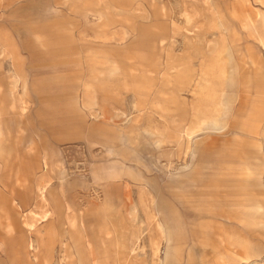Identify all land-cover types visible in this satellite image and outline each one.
Segmentation results:
<instances>
[{
    "label": "rangeland",
    "instance_id": "374dc122",
    "mask_svg": "<svg viewBox=\"0 0 264 264\" xmlns=\"http://www.w3.org/2000/svg\"><path fill=\"white\" fill-rule=\"evenodd\" d=\"M112 217L264 263V0H0V264H120Z\"/></svg>",
    "mask_w": 264,
    "mask_h": 264
},
{
    "label": "bare ground",
    "instance_id": "6f19581e",
    "mask_svg": "<svg viewBox=\"0 0 264 264\" xmlns=\"http://www.w3.org/2000/svg\"><path fill=\"white\" fill-rule=\"evenodd\" d=\"M262 17V16H261ZM193 19V18H192ZM258 36V35H257ZM23 103V102H22ZM27 107V106H26ZM213 122V121H212ZM201 123V122H199ZM207 123V122H206ZM209 124V123H208ZM202 125V124H201ZM195 131V130H194ZM184 134V133H183ZM192 134V132H191ZM48 185H44V187H42L40 189L41 192V197L45 200V192L47 191ZM43 205V204H42ZM131 207V206H130ZM39 210V209H38ZM136 208L135 206H132L128 211L129 214H135ZM34 212V211H33ZM43 212V211H42ZM45 214V213H44ZM110 222L112 223L113 226L116 227L117 229V236H116V253L119 256V263L120 264H129V258L131 253H133L135 251V249H133L130 245L129 242L127 240V236H128V229L126 227L122 228L119 220L116 217H112L110 219ZM55 234V233H54ZM136 236V235H135ZM32 248V247H31ZM31 250V249H30ZM41 261V260H40Z\"/></svg>",
    "mask_w": 264,
    "mask_h": 264
},
{
    "label": "crops",
    "instance_id": "0c3cea01",
    "mask_svg": "<svg viewBox=\"0 0 264 264\" xmlns=\"http://www.w3.org/2000/svg\"><path fill=\"white\" fill-rule=\"evenodd\" d=\"M262 255V254H261ZM261 255H259L260 257H261ZM262 264H264V263H262Z\"/></svg>",
    "mask_w": 264,
    "mask_h": 264
}]
</instances>
